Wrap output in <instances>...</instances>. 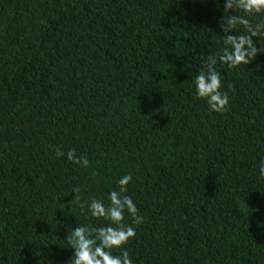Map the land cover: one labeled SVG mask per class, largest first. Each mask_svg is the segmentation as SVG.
<instances>
[{
	"label": "trees",
	"instance_id": "16d2710c",
	"mask_svg": "<svg viewBox=\"0 0 264 264\" xmlns=\"http://www.w3.org/2000/svg\"><path fill=\"white\" fill-rule=\"evenodd\" d=\"M223 6L0 0V264H73L68 233L110 223L80 202L107 205L125 174L144 217L133 264H264V54L217 62L227 111L193 81L224 48L222 17L244 14Z\"/></svg>",
	"mask_w": 264,
	"mask_h": 264
},
{
	"label": "clouds",
	"instance_id": "9594fccd",
	"mask_svg": "<svg viewBox=\"0 0 264 264\" xmlns=\"http://www.w3.org/2000/svg\"><path fill=\"white\" fill-rule=\"evenodd\" d=\"M225 10H240L243 15H231L226 20L221 19L224 48L217 55H209L205 69H202L193 78L196 95L205 99L210 111L224 112L229 105L228 91H221V74L216 70L219 61L229 68H237L241 64H249L252 58L264 54V20L253 24L250 17L264 14V0H224ZM223 21V22H222ZM242 26L243 33L237 35L235 29ZM254 38H257L254 40ZM257 43L261 46L257 47ZM229 88L232 85H228ZM56 156L63 157L65 152L57 148ZM67 159L81 167H89L86 155H78L75 148L66 153ZM260 175L264 177V161H261ZM132 181L130 174H125L118 181V190L108 193L109 203L102 199L91 198L80 202L83 209L87 206L93 217L104 218L110 223L95 227L79 225L74 227L66 236L69 248L74 249L73 264H133L127 249H124L129 239L135 238L136 227L144 222L139 214L135 202L127 195L128 184ZM75 197L72 200L80 201V189L73 190ZM125 212L132 217L130 224L124 223ZM135 225V226H134ZM115 249H123L114 254Z\"/></svg>",
	"mask_w": 264,
	"mask_h": 264
}]
</instances>
